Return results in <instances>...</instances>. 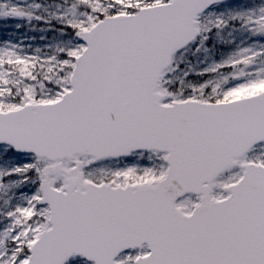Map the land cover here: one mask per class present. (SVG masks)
Here are the masks:
<instances>
[{"label": "snow or ice", "instance_id": "obj_1", "mask_svg": "<svg viewBox=\"0 0 264 264\" xmlns=\"http://www.w3.org/2000/svg\"><path fill=\"white\" fill-rule=\"evenodd\" d=\"M0 264H264V0H0Z\"/></svg>", "mask_w": 264, "mask_h": 264}]
</instances>
